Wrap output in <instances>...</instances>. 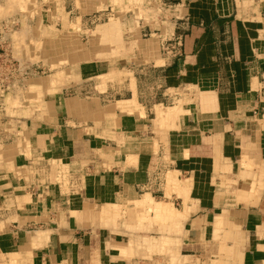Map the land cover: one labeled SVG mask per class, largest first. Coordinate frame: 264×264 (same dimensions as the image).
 I'll return each instance as SVG.
<instances>
[{
    "label": "crops",
    "instance_id": "obj_1",
    "mask_svg": "<svg viewBox=\"0 0 264 264\" xmlns=\"http://www.w3.org/2000/svg\"><path fill=\"white\" fill-rule=\"evenodd\" d=\"M148 1L44 4L66 62L28 63L0 111V264H127L130 231L171 232L178 263L264 264V0Z\"/></svg>",
    "mask_w": 264,
    "mask_h": 264
},
{
    "label": "rangeland",
    "instance_id": "obj_2",
    "mask_svg": "<svg viewBox=\"0 0 264 264\" xmlns=\"http://www.w3.org/2000/svg\"><path fill=\"white\" fill-rule=\"evenodd\" d=\"M125 0H113V5L109 11H112L116 16L123 17L127 9L125 5ZM48 0H0V25L4 22L13 21V27L11 30L6 32L7 38L11 42L14 50L15 56L18 57L21 61L34 64L40 69H45L46 63L50 62V69L56 70L62 66V63L66 62L61 55H56V46H59L61 40L55 39H46L48 36L45 32V23L40 22V18L44 14V4H49ZM149 8L157 9L158 5L155 0H149ZM107 10V11H108ZM88 21V25L84 30L88 34H100L102 29L106 28L107 31L111 30L112 23L110 21H94V17ZM44 20V19H43ZM97 20V19H96ZM94 24H91V23ZM96 27L94 30L93 27ZM69 27L73 31V35L68 38V46L70 51L76 49L77 46L83 45L86 42L85 32H82L83 37L81 38V30L83 31L80 19L77 18L75 22L70 23ZM110 28V29H109ZM113 32L114 29L112 28ZM111 30V31H112ZM90 34V35H92ZM66 42V41H65ZM59 49V48H58ZM53 54V55H52ZM58 60V63L56 62ZM40 71V70H39ZM31 90L27 88L25 91L29 93ZM21 91V92H20ZM19 92L11 93L10 96L6 98L7 104L9 103L8 109L10 107H18L19 97L26 96L24 90ZM19 93V94H18ZM13 94V95H12ZM14 97V98H13ZM121 215H112L113 219L118 218L121 220ZM110 218V217H109ZM106 219L104 222L105 226H109L110 219ZM149 218V217H148ZM139 220V219H138ZM151 222V219H146ZM141 221H145L141 218ZM140 220L137 222L136 219L132 224L127 225L128 229H135L140 227L142 223ZM138 225V226H137ZM126 224L122 223V227H125ZM150 233H141L128 232V242L134 246L127 247V255L125 259L128 261L127 264H184L183 260L180 259L179 263L177 262V253L176 249L172 247V240L170 238L171 232L161 233L164 235V238L161 237L159 242L154 237L156 232ZM134 241V243L132 242Z\"/></svg>",
    "mask_w": 264,
    "mask_h": 264
},
{
    "label": "built area",
    "instance_id": "obj_3",
    "mask_svg": "<svg viewBox=\"0 0 264 264\" xmlns=\"http://www.w3.org/2000/svg\"><path fill=\"white\" fill-rule=\"evenodd\" d=\"M13 24L15 23L11 21L0 25V111L6 104L8 95L22 87L27 78L37 72L35 67L14 55L15 50L6 34L12 29ZM150 34L149 32L148 35ZM180 47L181 36L175 32L161 43L162 52L169 56H177Z\"/></svg>",
    "mask_w": 264,
    "mask_h": 264
},
{
    "label": "bare ground",
    "instance_id": "obj_4",
    "mask_svg": "<svg viewBox=\"0 0 264 264\" xmlns=\"http://www.w3.org/2000/svg\"><path fill=\"white\" fill-rule=\"evenodd\" d=\"M47 83V82H46Z\"/></svg>",
    "mask_w": 264,
    "mask_h": 264
}]
</instances>
